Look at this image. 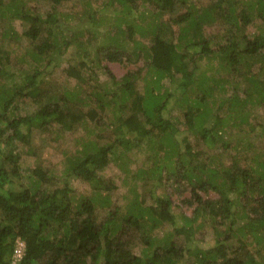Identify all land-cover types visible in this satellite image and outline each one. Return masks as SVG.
<instances>
[{"label":"trees","instance_id":"16d2710c","mask_svg":"<svg viewBox=\"0 0 264 264\" xmlns=\"http://www.w3.org/2000/svg\"><path fill=\"white\" fill-rule=\"evenodd\" d=\"M29 1L0 0V12L10 23L17 19L29 24L23 35L37 43L31 51L37 63L47 49L63 54L73 42L77 53L88 59L89 73L99 66L107 70L104 62L127 65L137 56L149 62L145 67L151 80L139 93L132 78L142 68L128 71L112 91L98 85V92L86 99V105L93 106L88 108L76 90L49 96L51 87L44 83L53 66L50 61L22 73L20 81L14 73L6 75L7 81L0 83V264H185L180 261L186 252L176 246L172 234L159 240V245L147 235L165 222H175L170 196L152 195L154 204H147L134 189L122 214L115 211L98 220V208L110 207L113 190L99 174L128 152H147L143 148L149 150L150 167L146 168L144 159L137 178L164 186L169 195L173 194L170 185H175L174 194L192 210L184 217L186 225L193 229L206 216L218 233L211 249L186 248L194 252L190 264H264V158L235 169V164L225 167L204 158L201 151L183 153L179 132L171 129L175 123L165 112L174 103L177 111L172 118L177 125L190 134L197 131L195 135L206 142L220 131L227 132L229 126L254 129L251 111L264 108V31L246 35L242 24L252 23L255 17L264 25V0H215L207 6L193 0H105L98 9L93 6L95 0H79L84 6L81 22L77 32L68 35L63 33L64 22L74 14L60 11L67 0H49L52 12L45 17ZM213 23L230 26L225 44L212 45L206 37L205 26ZM94 25L101 26L100 33V29L89 30ZM174 28L180 29L177 37ZM47 31L52 40L46 38ZM97 33L101 41L94 40ZM134 33L150 38L152 45H138L132 55L126 45L127 36ZM5 36L16 44L21 39L14 27ZM90 47L95 48L92 59L88 58ZM2 64L0 55V69ZM85 70L75 74L80 87L86 84L81 74ZM223 71L230 79L219 76ZM229 88L234 91L227 96ZM26 100L38 107L19 116L18 102ZM220 102L224 115L215 111ZM111 105L110 124L107 109ZM84 122L94 123L103 133L111 131L106 143H86L67 158L66 178L88 183L90 195L76 197L67 179L63 186L49 189L52 178L41 169L25 186H17L24 176L16 143L29 144L38 129L50 131L54 125L60 131H74ZM261 127L264 131V124ZM201 226L198 223L196 231ZM187 231L181 232L186 238L191 234ZM18 238L25 242L21 259L14 253ZM138 241L144 246L142 255L134 252Z\"/></svg>","mask_w":264,"mask_h":264},{"label":"rangeland","instance_id":"374dc122","mask_svg":"<svg viewBox=\"0 0 264 264\" xmlns=\"http://www.w3.org/2000/svg\"><path fill=\"white\" fill-rule=\"evenodd\" d=\"M104 1L105 0H95L93 3L94 8H100ZM214 1L215 0H193L194 3L200 6H207ZM28 3L40 11L44 17L48 13L52 12V7L50 5L51 2L49 0L42 2L30 0ZM83 9L84 6L79 0H67L64 2L60 11L64 14H74L73 18L64 22L65 26L63 27V33L65 35L77 32L79 28L78 26L81 22V20L79 21V15L81 17ZM182 12L183 8L180 9V13ZM108 19H110V17ZM11 27H14L19 36H21V39L17 44L12 41L9 36H5V33L7 31L9 32ZM28 27V23L17 19L13 23H10L9 19L2 16L0 12V55L3 57V68L0 69V83L4 80L7 81L6 75L10 73H14L16 79L20 81V75H22V73L25 74L26 72H29L36 64L40 65V63H48L50 61L53 66H50V69L48 70L50 72V76L46 78L44 83L45 85H49L51 87L49 96H56L66 90H76V93L77 91L80 93V97L82 98L81 102L85 103V105L83 104V107L90 108L92 105H86V99L90 93L98 92L96 90L98 85H101L100 89L102 90L111 89L112 91L118 86L119 81L128 71H137L138 68H142L140 75L135 79L132 78L136 81V88L139 93L144 92L146 84L151 80L149 78V68L145 67V64H147L146 62L148 61H144L137 56H135L131 60V63L127 65L118 62H104V64L108 66L107 70L103 69L102 66H99L98 68L92 69L89 73L88 70L90 68L87 63L88 59L77 53L76 46H74L73 42L69 44L67 47L68 49L64 50L63 54L55 53V51L47 49V55L43 58V61L37 63L31 54V51L36 48L37 43L23 35L24 31H26ZM100 27V25H94V27H91L89 30L95 29L93 31L96 33L100 29L98 32L100 33L102 30ZM229 28L230 26L226 23H213L205 26L204 33L206 37L210 39L212 45L216 46L219 43H222L221 45H223L226 43V41L223 42V40H225L224 35L227 31H229ZM174 30L177 32V37L178 30L180 29L174 28ZM242 31L246 35L251 36L258 34L260 31L263 32L264 25L262 24V20L254 17L252 23L248 25L242 24ZM98 33L95 35L94 40L96 38L100 40L101 34ZM45 36L47 39L52 40V35L49 31H47ZM130 36L131 37L127 36L128 45L126 46L128 48V52H132V55H135L136 47L138 45L143 46L144 48H148L152 45L150 38L143 37L138 33H134ZM87 37H85L86 40ZM90 48L89 52H91L88 58L92 59L95 54V48ZM137 50H139V48H137ZM205 63V61L201 62V67L204 68ZM79 69H86L85 72H88V74L81 72V74L86 77V84L81 87L80 84H82V82L77 79V76H75L77 73L79 75ZM216 74L218 75L219 73ZM219 76L224 78L229 77L230 79V76H228L224 71ZM165 85H169L167 80H165ZM175 85L177 84H174L173 88ZM233 91L234 88H229L225 94L229 96L233 93ZM221 99L222 98H219L220 101ZM220 105L222 106L221 102L217 105L215 111H217V113L222 111V115H224L223 113H225V110L219 108ZM37 107L36 103L32 101H19L18 108H20V110L18 111V115H29L35 112ZM111 111H114L113 105L109 106L107 109V113L110 116V124L113 120ZM175 111H177V108L175 104L172 103L170 109L165 112H167L166 117L168 119H172L176 125H173L171 129L179 132V139H181L182 142L183 153H185L187 149H192L193 152L201 151L205 154V156H203L204 158L216 160V164H221L225 167L234 166L235 164V169H237V167L244 168L245 166H248V164H251L252 160L255 158H264V131L261 127V125L264 124V108H254L253 111H251L252 118L250 121L251 124L254 125V129H250V127L242 125H238V127L229 126L231 129L227 132L220 131L219 135H217L214 140L209 142L204 141L200 137L201 135H195L197 131L190 134L188 130L184 129L183 125L179 124L178 126L174 118H172L176 116ZM111 127L113 126L111 125ZM49 128L50 131H40L39 129L35 130L29 144H15L19 148V164L22 169L21 175L24 176L18 181L17 186H25L29 181V177L41 169L44 172H47L52 178V185H47L49 189H52L55 186H63L66 184L65 180L67 179L69 181L68 184L73 186L76 197H79L81 194L90 195L92 190L88 183L73 178H66V167L68 165L67 158L79 153L86 143L92 141L97 142L98 144L106 143L109 139L108 137H110L109 135L111 134V131L110 133H103L96 129L94 123L89 124L86 122L78 125L74 131H60L58 128L54 129V125ZM184 138H186L185 141ZM143 150L147 152L143 153L140 149L128 152L126 156H121L120 161H117L116 163L111 162L108 167H106L99 174L105 181H108V184L110 183V185H112L113 190L111 191L110 207L105 209L102 207L98 208V220L102 221L106 219L110 213L115 211H119V213L122 214L134 196V189L140 195V199L147 201V204H154L153 200L155 197L152 195L160 197H166V195H168L173 202L171 211L175 218V222H165L153 232L147 231V235L153 236L155 238V242L157 243L156 245H159L161 244V241L159 242V240H161L165 235L172 234L174 236L176 246H181V248H184L186 252L185 257L180 262L190 264L195 260L193 255L194 252L191 254L186 248L190 247L191 249H195L198 247L211 249L217 244L218 233L213 222H211V220H209L206 216H201L196 225H192L193 229L192 227L190 228V226L186 225L184 217H189L192 214V210L182 204L178 194H174L175 189H177L175 185H170V187H172L171 190L173 194L169 195L166 194L164 186H158L152 183L147 184L146 182L144 183L143 180L137 178L136 174L138 169L142 166V161L145 159V162H147L148 160L147 154L149 150L146 148H143ZM240 162H242V164ZM148 167H150V161L147 162L146 168ZM198 223H202V226L200 230L196 231ZM185 229L188 230V235L191 233L187 238V235L185 236V234L181 233ZM190 230L192 232H189ZM139 234L142 235V232H139ZM137 243L138 244L134 247V252L137 255H142L144 246L139 241Z\"/></svg>","mask_w":264,"mask_h":264},{"label":"built area","instance_id":"2783aa9c","mask_svg":"<svg viewBox=\"0 0 264 264\" xmlns=\"http://www.w3.org/2000/svg\"><path fill=\"white\" fill-rule=\"evenodd\" d=\"M15 256L18 257L19 259L23 258L25 255V242L21 239L18 238L16 241V247H15Z\"/></svg>","mask_w":264,"mask_h":264}]
</instances>
